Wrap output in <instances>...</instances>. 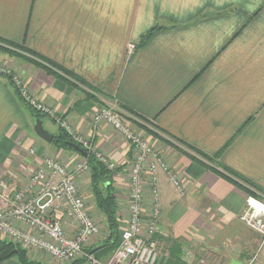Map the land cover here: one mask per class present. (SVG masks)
<instances>
[{"label": "crops", "instance_id": "obj_1", "mask_svg": "<svg viewBox=\"0 0 264 264\" xmlns=\"http://www.w3.org/2000/svg\"><path fill=\"white\" fill-rule=\"evenodd\" d=\"M0 46L26 57L10 70L30 92L117 165L119 225L131 151L111 127L94 128L98 107H121L125 122L179 174L183 194L156 173L159 264H264L259 235L239 220L249 196L240 187L264 191V0H0ZM37 119L0 73V183L25 186L43 157L68 169L84 160L42 143ZM89 175L74 182L104 229L87 248L94 250L107 231ZM150 206L146 187L145 215ZM58 217L72 236L75 227ZM27 255L50 264L46 255Z\"/></svg>", "mask_w": 264, "mask_h": 264}, {"label": "built area", "instance_id": "obj_2", "mask_svg": "<svg viewBox=\"0 0 264 264\" xmlns=\"http://www.w3.org/2000/svg\"><path fill=\"white\" fill-rule=\"evenodd\" d=\"M131 53L133 45H128ZM0 73L9 77L25 104L33 110L55 119L59 127L81 146L87 154L115 174L117 165L98 152L92 143L76 136L69 123L56 117L49 105L39 101L21 79L10 69ZM129 116L113 102L103 103L92 114L95 129L101 125L111 127L129 145L131 163L128 168V199L126 219L120 232V240L105 261L97 259L87 248L100 236L99 227L89 214L74 178L90 173L86 160L68 169L50 157H43L39 167L31 174L26 186L0 183V237L26 252L46 254L56 264H159L157 226L160 206L156 185V173L164 172L172 186L183 194L181 178L159 154L156 147L135 128L125 122ZM29 154H34L30 149ZM151 195V211L144 214V190ZM63 215L75 227V233H66L58 217ZM239 220L258 233L264 245V197L260 194L245 198ZM28 228L25 231L17 226Z\"/></svg>", "mask_w": 264, "mask_h": 264}, {"label": "trees", "instance_id": "obj_3", "mask_svg": "<svg viewBox=\"0 0 264 264\" xmlns=\"http://www.w3.org/2000/svg\"><path fill=\"white\" fill-rule=\"evenodd\" d=\"M150 35L151 32L146 34L142 38L141 42L145 41ZM7 45L11 48L23 50L22 49L23 47L18 45L9 44V43H7ZM2 48L3 47L0 46V49ZM47 71L51 73L50 70ZM8 82L12 86V88L15 89L9 77H8ZM15 92L17 93L23 104L31 111L34 117L40 120L43 116H45L33 110L29 106H27L23 101V99L18 94V91L16 89ZM53 142L56 143L57 147L68 151L75 152L74 149L70 147V144H75L81 148V146L77 144L72 139V137L68 135L60 127L58 129L57 135L54 137ZM85 160L90 168V175H89L90 192L92 194L97 209L102 213L104 217L105 227L107 231V236L104 238L101 248L97 250L95 253H93V255L97 259H102L105 255L111 254L113 252V250L117 247L120 240V228L118 223V211H117L118 207L113 191V173L109 172L106 169V167H104L101 163H99L95 159V157L90 153L88 154V157ZM220 174L222 177L235 183V181L231 177H228L229 174L228 175L222 173ZM240 188H242L247 195L256 194V191L254 190L244 189L243 187ZM259 192L264 194V191L262 190H260ZM11 259H15L19 264H41L38 261L31 260L28 257L27 252L21 249L19 246L6 240H0V264Z\"/></svg>", "mask_w": 264, "mask_h": 264}, {"label": "rangeland", "instance_id": "obj_4", "mask_svg": "<svg viewBox=\"0 0 264 264\" xmlns=\"http://www.w3.org/2000/svg\"><path fill=\"white\" fill-rule=\"evenodd\" d=\"M0 54H3L2 55V57H3V61H2V63H1V65H2V68H6V69H10V67H12V66H15L16 65V60H18V59H20L19 61L20 62H18V63H24V61H26L24 58H26V57H24L23 55H18V54H15L10 48L8 49H5V48H2V49H0ZM22 61V62H21ZM27 62V61H26ZM121 108V107H120ZM122 109V108H121ZM123 110V109H122ZM41 121H42V127H43V129L47 132V133H52V134H55V133H57V131H58V126H59V124L57 123L56 124V122H53L49 117H47V116H43L41 119H40ZM40 141H42V140H40ZM42 143H44L45 145H48L47 143H45L44 141H42ZM155 147H156V149L158 150V148H157V146L156 145H154ZM158 152H159V150H158ZM159 154H160V152H159ZM161 155V154H160ZM168 165V164H167ZM169 166V165H168ZM170 167V166H169ZM89 174V173H88ZM87 175V174H86ZM85 175H83V177H84ZM82 178V177H81ZM80 178V179H81ZM26 186V185H25ZM262 197H264V194H260ZM151 207V206H150ZM151 211V210H150ZM126 219V218H125ZM94 220V219H93ZM98 222H99V219H96ZM118 220H119V217H118ZM125 221V220H124ZM124 221H123V223H124ZM94 222L96 223V225L99 227V230H100V234H105L104 233V229H103V231H102V228H100V226L97 224V222L94 220ZM121 222V221H120ZM122 226H123V224L122 225H119V228H120V232H121V229H122ZM102 232V233H101ZM256 233V232H255ZM258 234V233H257ZM99 237V236H98ZM259 238H260V236H259ZM158 244V243H157ZM158 246V250H159V253H160V255H162V249H160L159 248V245H157ZM264 246V245H263ZM263 246H261V238H260V248H262ZM37 253H39V254H42V255H46V254H44V253H41V252H37ZM112 254V253H111ZM111 254H107L106 256H108V258H109V256L111 255ZM107 258V259H108ZM106 259V260H107ZM101 260H103V259H101ZM103 261H105V260H103ZM50 264H56L55 263V261H53L52 259H50Z\"/></svg>", "mask_w": 264, "mask_h": 264}, {"label": "water", "instance_id": "obj_5", "mask_svg": "<svg viewBox=\"0 0 264 264\" xmlns=\"http://www.w3.org/2000/svg\"><path fill=\"white\" fill-rule=\"evenodd\" d=\"M35 134L37 135V137L39 139H41L42 141L50 144L53 142L54 137L50 134H48L42 127L41 121L39 119H37L35 121V125L33 128ZM70 147H72L74 149V151L76 153H78L82 158L86 159L88 157V154L83 151L80 147H78L75 144H70ZM97 250H99V248L94 249L93 251H91V253H95ZM16 252V251H15Z\"/></svg>", "mask_w": 264, "mask_h": 264}]
</instances>
